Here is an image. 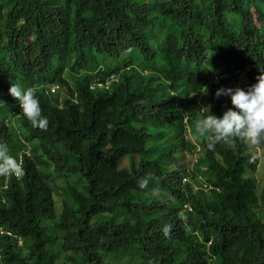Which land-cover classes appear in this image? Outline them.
<instances>
[{"label":"trees","instance_id":"16d2710c","mask_svg":"<svg viewBox=\"0 0 264 264\" xmlns=\"http://www.w3.org/2000/svg\"><path fill=\"white\" fill-rule=\"evenodd\" d=\"M262 70L264 0H0V145L23 167L0 175V264H264L258 157L195 130Z\"/></svg>","mask_w":264,"mask_h":264},{"label":"clouds","instance_id":"9594fccd","mask_svg":"<svg viewBox=\"0 0 264 264\" xmlns=\"http://www.w3.org/2000/svg\"><path fill=\"white\" fill-rule=\"evenodd\" d=\"M251 68L249 66L245 70L248 71ZM236 74L240 76L242 73L236 72ZM210 77H217V83L210 82ZM224 77L217 74H209L205 77L204 85L207 87L216 86ZM57 91L58 86L51 85L48 94H56ZM8 92L15 98L21 114L33 127L40 129L47 127V117L41 114L39 101L35 97L32 88H22L18 84L11 83ZM214 95L216 97L221 95L228 96L233 107L225 110L220 116L212 114L209 106L198 107L200 115L195 123V130L199 135H208L209 143L207 147L209 150L214 147L215 143L221 141L227 143L232 137L246 140L253 145L264 144V70L260 71L255 77V82L246 86L245 89L221 87L216 89ZM22 154L28 156V149ZM22 174L21 157L17 160L14 156L8 154L5 146L0 145V175L6 176L5 184H3L2 188L5 189L7 186V175L17 177ZM147 182V179L142 180L140 187H145ZM184 209L191 211L189 206H184ZM0 233H4L2 228Z\"/></svg>","mask_w":264,"mask_h":264},{"label":"rangeland","instance_id":"374dc122","mask_svg":"<svg viewBox=\"0 0 264 264\" xmlns=\"http://www.w3.org/2000/svg\"><path fill=\"white\" fill-rule=\"evenodd\" d=\"M176 61L172 62V65L175 66ZM219 71V70H218ZM247 85L246 78L244 75L240 74V76L237 77L236 82H231L229 84L230 88L235 89L236 87H239L241 89H245ZM249 143V142H248ZM251 146V151L258 157V166L256 168V172L254 174V178L259 184L264 183V150L261 148H258L256 145H253L249 143ZM184 156V155H183ZM180 159V162H186L187 166H190L192 163V160L195 159L191 156L185 155L184 157ZM120 168H127L129 166L128 159H122L119 164ZM56 205H59L60 203V197L56 196L55 197Z\"/></svg>","mask_w":264,"mask_h":264},{"label":"built area","instance_id":"2783aa9c","mask_svg":"<svg viewBox=\"0 0 264 264\" xmlns=\"http://www.w3.org/2000/svg\"><path fill=\"white\" fill-rule=\"evenodd\" d=\"M218 78L217 77H210L209 81L212 83H217ZM53 91V90H52Z\"/></svg>","mask_w":264,"mask_h":264}]
</instances>
